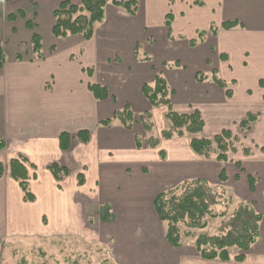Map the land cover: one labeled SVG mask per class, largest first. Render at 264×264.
I'll list each match as a JSON object with an SVG mask.
<instances>
[{"label":"crops","instance_id":"1","mask_svg":"<svg viewBox=\"0 0 264 264\" xmlns=\"http://www.w3.org/2000/svg\"><path fill=\"white\" fill-rule=\"evenodd\" d=\"M65 1L78 5L82 0H8L0 5V163L22 156L34 166L28 169L33 203L23 201L17 182L0 179V258L9 253L12 260L18 240L70 236L95 244L103 235L111 264H233L236 254L228 263L207 261L194 242L171 246L153 200L200 179L225 189L235 203L253 204L264 216V0H136L134 15L108 4L89 41L80 35L53 37V14ZM223 22L239 26L221 30ZM211 27L218 29L215 35L209 33ZM199 32L207 33L201 41ZM34 34L41 38L40 61L32 57ZM140 44L146 54L138 57ZM181 54L199 67L181 72ZM169 62L178 68L175 72L166 71ZM157 76L166 82L172 111L199 112L203 130L161 139L154 149H138L135 135L148 139L154 132L160 139L169 124L168 108L151 107L143 95V87L154 85ZM93 84L107 90L105 100L93 97L88 90ZM125 108L134 117L131 130L112 119ZM145 112L153 124L146 134L139 122ZM248 115L256 120L243 132L239 124ZM108 119L112 121L104 124ZM224 130L240 141L227 162L191 151V137L211 139ZM81 131L89 133L86 143L77 137ZM63 133L71 137L66 151L59 146ZM53 163L69 171L59 185L47 169ZM222 172L224 182L219 181ZM249 178L255 181L253 191ZM103 208H108L106 221L102 215L95 218ZM48 211L60 214L64 227L59 232L43 230L41 219ZM242 264H264L263 225Z\"/></svg>","mask_w":264,"mask_h":264},{"label":"trees","instance_id":"2","mask_svg":"<svg viewBox=\"0 0 264 264\" xmlns=\"http://www.w3.org/2000/svg\"><path fill=\"white\" fill-rule=\"evenodd\" d=\"M111 4L125 10L127 13L134 15L137 12L136 0H82L80 4L75 5L69 2H61L54 11V24L52 27V35L54 38H65L72 35H80L85 41H89L94 33L95 26L102 22L105 7ZM167 29H170L171 17L167 16L165 23ZM236 22H223L220 26L221 30H231L238 27ZM218 29L211 27L209 33L215 35ZM206 32L197 34V41H201ZM195 40L191 41L195 45ZM32 57L35 60H43L42 43L39 35L34 34L31 39ZM223 60L226 57H221ZM0 62H3V54L0 49ZM219 87L224 88L225 83L217 76L213 80ZM262 85V84H261ZM88 90L93 97L102 101L108 97L107 90L97 84L89 85ZM143 95L149 102L151 107L166 106L168 112L165 115L169 123L168 129L161 133V138L149 137L143 143L139 135H135V146L141 149L143 145L148 148H157L160 140H170L175 137H183L185 135L194 136L203 130V121L200 113L195 111L188 115L177 114L172 111L169 90L165 80L157 76L154 85H145L143 87ZM227 96L230 94L227 92ZM112 119L117 120L127 130H131L134 123L132 112L125 108L120 112H116ZM112 119L105 120L104 124H109ZM256 120V115H248L239 127L241 131H249L252 123ZM139 122L145 133H150L153 129L151 116L149 112H145L139 116ZM77 137L82 143H86L89 139V133L81 131L77 133ZM70 135L61 134L59 136V146L63 151L69 149ZM239 139L232 135L229 130H224L213 138H195L191 137L189 147L191 151L202 158L215 157L219 163L227 162L228 156L236 152V145H239ZM3 142L0 140V150L3 149ZM248 154L247 149H243ZM163 158V155L161 154ZM34 166L22 156L11 159L7 163H0V179L8 177L18 183L23 194V201L32 203L34 196L29 192V174L28 169ZM47 169L52 174L56 183L59 185L68 175L67 168L59 166L55 163L50 164ZM226 180L224 172L219 175V181ZM78 184L84 183L82 174L77 176ZM251 191L254 190L255 181L252 178L248 180ZM218 196L214 193L209 184L203 180L185 181L176 187L157 194L153 200V208L158 220L165 224V237L167 242L173 247H180L182 236L194 237L191 233L193 230H204L207 227V220L225 218L226 212L215 213L212 208L218 205ZM108 208L102 209L101 221L104 218ZM264 223V216L256 213L250 204L241 202L239 207L229 216L227 224L223 226L221 234L216 236H208L200 234L195 242L194 247L202 260L213 261L219 260L224 263L231 262L230 250H236L237 253L233 257V264H242L246 254L256 243L259 236V224ZM183 226L186 232L180 229ZM184 232V233H183ZM102 264H111L108 260H104Z\"/></svg>","mask_w":264,"mask_h":264},{"label":"rangeland","instance_id":"3","mask_svg":"<svg viewBox=\"0 0 264 264\" xmlns=\"http://www.w3.org/2000/svg\"><path fill=\"white\" fill-rule=\"evenodd\" d=\"M145 48L142 44L137 47V56L141 57L145 53ZM149 54H147L148 56ZM151 55V54H150ZM182 56L179 58V63L181 64L178 66L181 72H188L190 73L192 70L197 69L195 67L197 64L195 60L190 59L188 56L181 54ZM153 57V55H151ZM169 62L166 66L167 72H175L178 68L171 66ZM195 67V68H194ZM206 67V66H205ZM204 69V67H203ZM163 78V77H162ZM164 79V78H163ZM169 124L167 125L166 129H168ZM144 134V133H143ZM146 134V133H145ZM152 137L155 136V133H151ZM146 136V135H145ZM155 138H159V136H155ZM143 143L146 141L143 137L141 138ZM145 147V145H144ZM239 148V145H236V149ZM215 194L218 196V205L214 206L212 210L215 213L226 212L227 216L225 218H218L214 220H207V227L204 230H193L191 231L194 234V237H184L182 236L181 245H189L191 242H195L196 238L200 234H206L208 236H216L221 234V230L223 226L227 224L229 216L236 210L237 207L241 203H235L231 197H228L229 193L223 189L222 187L217 188L212 185H209ZM29 192L31 193L30 189ZM32 194V193H31ZM236 200V199H235ZM33 203V202H32ZM252 209L258 213L257 208L250 205ZM44 208V205L42 206ZM57 209V208H56ZM47 218L43 217L41 219V223L43 224V230L46 232L56 233L59 232L64 225L61 223L60 214L58 211L47 212ZM102 215V209L99 210V213L95 215V218H98ZM95 218H93L95 220ZM32 225V224H31ZM259 225H263L260 223ZM164 229H166L164 225ZM180 229L184 232L185 228L180 226ZM183 232V233H184ZM99 241L95 244L86 243L84 239L77 238V237H63L59 238L57 236H53L52 238L48 239H27V240H18L16 245H14V250L12 251L11 255H13V259L8 260L7 256L9 253L2 254L0 258L1 264H102L104 260H107L108 247H107V240L102 236H98ZM192 245V244H191ZM194 246V244H193ZM231 255H235V250H230ZM12 257V256H11Z\"/></svg>","mask_w":264,"mask_h":264},{"label":"built area","instance_id":"4","mask_svg":"<svg viewBox=\"0 0 264 264\" xmlns=\"http://www.w3.org/2000/svg\"><path fill=\"white\" fill-rule=\"evenodd\" d=\"M6 1H8V0H0V5H3V4H5V3H6Z\"/></svg>","mask_w":264,"mask_h":264}]
</instances>
